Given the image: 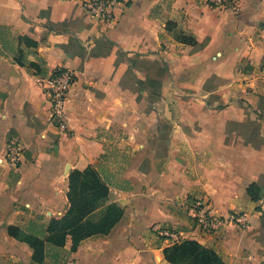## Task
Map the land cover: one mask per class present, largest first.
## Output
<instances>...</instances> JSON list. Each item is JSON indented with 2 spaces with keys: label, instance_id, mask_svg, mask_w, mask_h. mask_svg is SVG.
<instances>
[{
  "label": "crops",
  "instance_id": "obj_1",
  "mask_svg": "<svg viewBox=\"0 0 264 264\" xmlns=\"http://www.w3.org/2000/svg\"><path fill=\"white\" fill-rule=\"evenodd\" d=\"M61 66L75 73L67 129L48 95ZM89 165L123 215L45 264H172L164 226L225 264H264V0H122L111 21L82 0H0V264H33L9 227L42 234L69 207L70 172ZM198 197L217 216L246 213L247 227L206 232Z\"/></svg>",
  "mask_w": 264,
  "mask_h": 264
},
{
  "label": "trees",
  "instance_id": "obj_2",
  "mask_svg": "<svg viewBox=\"0 0 264 264\" xmlns=\"http://www.w3.org/2000/svg\"><path fill=\"white\" fill-rule=\"evenodd\" d=\"M26 41L37 43L24 37ZM195 43L194 38L185 39ZM36 65V64H34ZM67 193L69 207L61 218L50 220L46 230L40 233L24 232L10 226L9 234L27 242L33 249V264H45L48 256H58L71 240V251H76L83 240L100 234H108L123 215V209L110 202V186L101 171L94 165L83 170L74 169L69 174ZM259 188L252 184L249 193L257 200ZM164 255L172 264H225L222 257L212 248L195 239H183L164 248Z\"/></svg>",
  "mask_w": 264,
  "mask_h": 264
},
{
  "label": "built area",
  "instance_id": "obj_3",
  "mask_svg": "<svg viewBox=\"0 0 264 264\" xmlns=\"http://www.w3.org/2000/svg\"><path fill=\"white\" fill-rule=\"evenodd\" d=\"M207 4L228 8L232 6L233 0H205ZM84 8L91 15L100 19L111 21L115 16V8L122 0H82ZM49 82V101L51 104L52 119L62 129L68 128L66 119V103L68 93L75 83V73L68 67L61 66L56 68L48 79ZM21 147L17 141L11 140L8 146V161L12 166L17 167L20 163ZM192 216L195 222L206 232H216L229 224H237L247 227L248 218L244 212H234L227 216H217L211 201L204 197H198L192 203ZM171 243H177L179 234L166 228L159 231Z\"/></svg>",
  "mask_w": 264,
  "mask_h": 264
},
{
  "label": "rangeland",
  "instance_id": "obj_4",
  "mask_svg": "<svg viewBox=\"0 0 264 264\" xmlns=\"http://www.w3.org/2000/svg\"><path fill=\"white\" fill-rule=\"evenodd\" d=\"M166 228H168V229H170L171 231H174V232H176L177 234H179V239H180V240L185 239V238H183V236H181V234H180L177 230H175V229H173V228H170V227H168V226H164V227H160V228H158L157 231H156V232H157V235H158L159 237L163 238V239H166V237H164L163 235H161L160 232H159L160 230H163V229H166ZM50 255H53V254L50 253Z\"/></svg>",
  "mask_w": 264,
  "mask_h": 264
}]
</instances>
